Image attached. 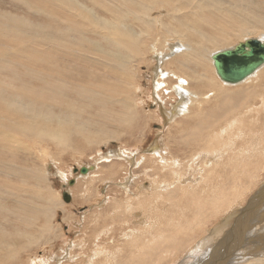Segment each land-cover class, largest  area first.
<instances>
[{"label":"bare ground","instance_id":"6f19581e","mask_svg":"<svg viewBox=\"0 0 264 264\" xmlns=\"http://www.w3.org/2000/svg\"><path fill=\"white\" fill-rule=\"evenodd\" d=\"M15 1L24 5L38 17L44 18L43 21H47L48 26L43 28L44 26L35 25L25 17H17L11 12L0 9V77L3 78L0 79V172L4 171L3 174L18 179L23 178V174H28L26 179L31 178V181L36 184L45 183L49 181L51 169H45L44 163L55 160L47 145L52 144L57 147V150L69 146V151L80 153L84 142L86 144L99 143L109 137H118L119 131L117 130L122 126L121 124L136 118L135 107L144 109L146 100H150L148 90L144 92L145 101L137 96L142 89L140 83L136 84V77L143 75L149 68L150 77L153 72L157 71L159 74L154 84L157 87L160 86V96L157 100L163 105L164 101L169 102L170 100L177 104L172 105L173 110L165 109L164 112L160 110L161 114L155 109L152 111L145 109L143 113L146 112L148 118L153 116L156 121L169 116L171 124L169 123L170 126L165 130L170 131L175 128V134H170L169 138L171 141L173 139V149L178 151L182 157L175 156L174 152L173 155L171 146L168 147L166 142L165 149L162 146L156 148L152 144L155 147L149 153L135 157L132 165H135L138 170L142 163L146 165L147 160L153 162L155 159L160 165L153 167L151 171L163 175L161 173L163 169H166L163 171L168 173L185 164L188 168L186 173L188 174L189 171L188 175L191 180L184 182L187 178H182L181 181V176L176 178L175 172L173 177L171 175L172 181L159 182L157 178L160 184L155 185L152 177V184L149 183L151 185L147 186L146 192L140 191L138 196H134L137 197L136 204H139L137 202H140V197L144 198L145 195L149 202L164 198L166 200L164 202L172 207L168 208L170 217L169 219L167 217L168 221L164 219L167 221L164 223L150 214L153 218L151 220L150 217H146L150 209L146 216L144 213L147 210L144 209L143 215L147 219L136 216L139 222L138 228L131 226L135 223L131 218L135 198L128 194L135 181L132 180L129 184L128 179L123 189L116 188L117 191L128 195L125 198L118 199L110 196L111 199H109L106 192L101 194L94 206L99 208L105 204V208L100 211L95 209L88 213L92 216V213L96 212L93 219L95 221L85 218L86 213L81 217L82 220L80 215L78 216V221L82 225H80L82 231L78 232L85 234L88 231L87 234H97L94 237V250L89 253L91 257L84 262L86 256L84 239L86 238L79 239V242H75V239L72 241L73 238H67V240L62 233L64 230L61 231L59 225L53 222L55 216L53 212L58 207V202L53 201L52 204L47 198L35 195L33 196L35 199L29 201V204L26 202L27 206L26 204L21 205L23 198L18 195L21 190L20 184L14 185L2 182L8 179H0V264H52L47 262L48 258L44 256H32L33 259L30 256L35 254L32 249L39 248L43 244L51 247L58 236L64 237V239L62 237L64 244L61 249L62 253L50 254L49 258L50 261L55 260L56 264H93V261L96 262L94 264H98V257L100 260L109 261L113 258V263L115 261L117 263V256L120 255L117 251L122 252L119 248L121 239V242L124 240L122 247L132 252H139H135L136 255L132 254L129 264H211L215 257L220 258V255L228 253L229 250L222 252L226 243L239 233H248L250 237H253V241L249 240L248 246L243 249L233 252L230 250L226 257L217 264H264V234L260 236L264 233V125L261 121L264 119V63L244 80L237 83H226L217 75L212 60L213 53L232 48L247 39L255 38L264 41V31L257 30V28L264 30V16L258 13L261 12V3L264 0H259L261 3L257 5H254L251 0H246L247 3L245 0ZM130 26L136 27L134 29ZM143 64L146 65V71L141 72L139 66ZM15 65L18 68L20 66L24 71H17L14 68ZM13 78L18 79L20 83L23 82L24 87L27 84L31 86L33 81L39 82L41 86L37 88L38 86L33 87L32 84V89H27L30 87L24 90L20 87L17 90L13 89L14 91L10 89L13 97L18 98L12 99L11 94H5V96L3 94L9 88V83L5 79L11 83ZM117 80H119L118 83ZM14 85L12 87L16 86ZM21 86L23 87V84ZM8 95H11V99H5ZM111 99L123 106H120L124 108L123 113H119L121 110L114 112L112 106H109ZM71 100H85L87 106L84 107L88 110L93 105L97 106V110H90V113L87 111V116L85 115L87 119H93L94 124L85 119L81 121L83 112L71 115L75 112V105ZM35 102L46 105L45 108L49 107L47 108L49 111L46 109V112L37 111L39 108L35 109ZM161 105V103L158 104V106ZM179 108L181 109L178 111ZM175 114L176 118L173 117ZM231 115L235 116L230 118ZM98 116L107 120L111 117L112 121H109L116 127V130L113 129L111 132L109 130L112 129L106 130L105 126L99 125L96 122ZM225 118H229L230 121L223 124L222 121ZM259 119L262 127L259 126ZM95 124L99 125H97L99 129H96ZM234 126L237 129L236 135L233 134V140L229 137L225 141L221 136H224V133L227 135V128L232 129ZM157 128L161 131V127L157 126ZM20 139L26 142V147L22 146ZM137 142L139 144L140 141ZM242 146L246 153L241 148ZM114 149L107 153L98 152L91 164L82 166L80 164L71 180L75 182L74 177H83L80 179H85V181L90 180V175L99 170L101 176L103 174L106 176L105 174H108L109 170L112 171L114 167L116 169L117 166H128L127 159L132 161L131 159L135 156L133 154L136 148L132 150L119 148L116 154H114ZM17 150L28 152H23L26 156H18L15 152ZM33 150L41 158L39 159L43 165L42 168L40 166L41 169L27 159L31 157ZM187 153L190 155L187 156ZM111 157H117L118 160H110ZM121 157L123 159L125 157L127 162H124L125 160ZM22 158H25V162L31 165L29 166L32 168L30 173L22 170L25 165L22 164L24 161ZM35 159L38 160L36 156ZM57 162L56 160V165ZM99 164H107L106 169L101 168V171ZM81 167H85L87 171L81 173ZM58 170L55 173L62 175V170L61 172ZM124 171L126 172V167ZM117 173L118 170L115 174ZM120 173L123 174V172ZM101 179L103 181V178ZM198 180L200 183L197 182ZM192 181H194L193 185ZM203 184L206 190L216 186L218 192L210 198L209 192L206 193L207 198L200 197V194L204 195V192H201L203 188L199 192L198 186L201 187ZM62 186L63 191H67L73 201L75 195L73 190H70L69 179ZM143 188L146 187H140L141 190ZM24 189L27 190V188ZM83 189L84 193L80 192L83 197L79 194V199H76L78 203L82 199L85 200L86 196H92L94 188L89 186L87 189L83 186L80 191ZM50 191H52L51 187ZM179 191L183 197L184 195L189 197L191 204L187 206L190 208L185 206L186 208L182 209V207L173 205L179 201V198L176 196L173 200L171 194H178ZM164 192L167 194L165 195ZM148 201L145 203L148 204ZM102 202L103 206L98 207L97 203ZM246 202H248L247 205ZM160 204L161 207L165 205V203ZM154 205H151L152 209L157 208ZM64 206L62 207L65 209ZM112 206L116 212L110 215L109 211L105 210ZM155 214L156 212L153 213ZM160 214L162 213L157 215ZM37 217L44 219L40 220L42 224L30 228L33 232L28 234L25 232L28 228L24 225L32 226V222ZM108 219H110V224L106 222ZM64 223L67 224V222ZM107 224L113 227L109 228L108 241L112 242L110 248L113 247L115 252L111 253L109 250L110 254L107 252L109 243L106 246L107 249L105 244L97 243L101 233L97 229L101 226L103 233L102 228H108ZM228 225H230L228 228H233L227 233L225 231ZM91 226H93L92 229ZM146 227H149V230L143 231L150 232L148 239L144 234L136 235L142 231L141 228ZM220 234L222 237H219ZM87 236L89 239V235ZM209 244L213 245L208 246ZM76 247H79L81 251L78 250L75 253ZM130 254L128 253L127 256ZM125 261L127 259L121 258L119 264Z\"/></svg>","mask_w":264,"mask_h":264},{"label":"rangeland","instance_id":"374dc122","mask_svg":"<svg viewBox=\"0 0 264 264\" xmlns=\"http://www.w3.org/2000/svg\"><path fill=\"white\" fill-rule=\"evenodd\" d=\"M249 1V0H248ZM251 1H253V4L255 5H257L258 3H261L259 0H251ZM245 2L247 3V1L245 0ZM262 4V9H261V12L259 11L258 13L260 14V15H262V16H264V10H263V8H264V2H262L261 3ZM252 8H253V5H252ZM0 9H2L3 11H7V12H11L12 14H14V15H16L17 17H25V19H27L28 21H30V22H32L33 24H35V25H38V26H41V27H43V28H46L47 26H48V23H47V21H43L44 20V18H41V17H38L35 13H33L32 11H30V10H28V9H26L25 7H24V5H22V4H20L19 2H17V1H15V0H0ZM260 10V9H259ZM31 12V13H30ZM20 15V16H19ZM37 18H36V17ZM32 19V20H31ZM33 19H34V21H33ZM36 19V20H35ZM37 21H38V23H37ZM43 21V22H42ZM46 22V23H45ZM43 23V24H42ZM129 23H131V22H129ZM44 24H46V25H44ZM131 28H134L135 29V27H132V26H130ZM257 30L258 31H264V30H261V29H258L257 28ZM251 36V35H250ZM256 37V36H255ZM151 65H152V63H151ZM14 68H16L17 69V71H24L23 69H21V67L19 66V68H18V66H16L15 65V67ZM139 70L141 71V72H144V71H146V65H141V66H139ZM150 69L148 68V70L146 71V72H144L143 73V75L142 74H140L139 76H137L136 78H137V80H136V84H138V83H140V85H141V93L139 94V93H137V96L138 97H141V98H143V101H145V98H146V96H144V92H146V90H148L149 91V97H150V100H146V105H145V107H144V109H138V108H136L135 107V111H136V118L135 119H131V120H129V121H127L126 123H123V124H121L122 126L121 127H119V129L117 130V131H119V136L118 137H113V138H111V137H109V139L107 138L106 140H102L101 142H99V143H91V144H86L85 142L82 144V149H81V152L79 153V152H71V151H69L68 149H69V146H67V148H61V149H59V150H57V147L56 146H54V145H47V148L49 149V151L51 152V154L53 155V157H54V161H53V159H52V161H47V162H45L44 163V167H45V169H47V170H50L51 169V173H50V175H49V181H45V183L43 182V183H37L36 184V182H34V181H31V178H27L26 179V175L28 176V174H23L24 176H23V178L25 179H23V178H16V177H10V175L9 176H7L6 174H3L4 173V171H3V173L2 172H0V179H8L7 181L6 180H4V181H2V182H9L10 184H17V183H19L20 185H19V187L21 188V190H19V192H18V195L20 196V197H22L23 198V202H22V204L21 205H25L26 204V206L29 204V201H32V200H34L35 198L33 197V196H35V195H37L38 197H40V196H43V198H47V200H49L50 201V203H54V202H58V207H56L55 209H54V217H53V222L55 223V224H58L59 225V227H60V229H61V231H63L62 233L64 234L63 236H65L66 237V239L67 238H73L72 239V241L75 239L76 241L75 242H79L80 240L79 239H83V237L84 238H86V239H84L85 241H84V245H86L84 248H85V251H86V256L84 257V262H86V261H88L87 260V258H90L91 256H90V254L89 253H91V251L92 250H94L93 248H94V243H95V236L97 235H92L91 233L89 234H87V232L88 231H86L85 232V234L83 233H80L82 230L80 229V227L82 226L81 225V223H80V221H78V216L80 217V219L82 220V216H83V214L85 215V213H86V217L85 218H88L89 220H93L94 219V214H96V212H94V213H92V216H89L88 215V213H90V211H94L95 209L96 210H98V211H100V209H104L105 208V204L102 202L101 204H98L97 203V206L99 207V206H103L102 204H104V206L103 207H99V208H96L94 205V203L100 198V195L101 194H104L105 192H106V195L108 196V198L111 196V197H113V196H115V197H117L118 199H121V198H125V197H127L128 195H126V193H125V195H124V192H122V191H117V189L116 188H120L121 187V189H123L124 187H123V185H124V183H125V181L126 180H128L129 179V181H128V183L130 184V181L132 182V180L133 181H135L134 183H133V185H131V192H128V194H129V196H131V197H133V198H135V200H133V209L131 210V214H132V216H131V218H132V220L133 221H135V223H134V225L132 224L131 226H134V227H139V222L137 221L138 220V218L139 217H144L145 219L144 220H146L147 218H149L150 217V214L152 215V216H154L153 218H159L161 221H163L164 223L165 222H167L168 221V219H169V217H170V212H168L169 211V207H171L170 206V204H168V203H166V202H164V201H166L164 198H159L156 202L154 201H152V202H149L148 201V199H147V196L145 195V197L144 198H141L140 197V202H141V205H140V202H137V203H139V204H136V199H137V197H134V196H138L139 195V193H140V191L142 192H146V190H147V186H149V185H151L152 183H151V181H152V177H153V183L155 184V185H159L160 183L159 182H162V181H164V180H167L168 182L169 181H172L173 180V174L175 173V176H176V178H179V176H181L180 177V180L182 181V178L184 179V178H187V180H184V182L185 181H190L191 180V177H190V175H188L189 174V171H188V174L186 173L187 172V170H188V168H186L185 167V164H183V165H181L182 166V168H181V166L180 167H178V168H174V170L172 169V172H171V170L168 172V173H166V172H164L163 170H165L166 171V169H163L162 171H161V173H163V175H160V173L158 172V173H152V171H151V169L153 168V167H155L156 168V166L158 165H160V163H159V161L158 160H155V159H153V162L151 161V160H147L145 163H146V165L145 164H143L144 165V167L146 168V170H145V168L143 169V166H142V164H141V166H140V168L138 169V170H136V167H135V165H132L133 163H134V160H135V157H138L139 155H144V154H147V153H149L155 146H156V148H158V147H161L162 146V148L163 149H165L166 147H164L165 145V142L168 144V147H170V149H171V151H172V153L174 152L175 153V156H181V155H179L180 153H178V151L176 152L175 151V149H173V144H174V142H173V139H172V141H171V139L169 138L170 137V134H175V128L173 129H171L170 131H168V130H165L168 126H170V124H169V122H171V120L169 121V116L168 117H166L165 119L162 117V120H160L161 121V123H160V121H159V124H157L158 123V121H156V119L155 118H153V116H150L149 118L147 117V113L146 112H144L143 113V111H146L145 109H148V110H150V111H152V110H158L159 112H160V110L162 111V112H164L165 111V109H167V110H173L172 109V105L173 106H175L176 104H177V102H173V100H170L169 102H167V101H164V105H163V103L162 102H160V101H158L157 99H159V97L158 96H160L159 95V90H160V86L159 87H157V86H155L154 84H155V81L157 82V78L159 77V74H158V72L156 71V72H153L152 73V75H151V77H150V73H151V71H149ZM149 71V72H148ZM42 73V72H41ZM3 75V74H2ZM43 75H45V74H43ZM63 77H65L66 79L68 78V80L70 79L69 77H67V76H65V75H62ZM0 79H3L2 77H0ZM16 78H13V81H11V83H12V85H11V83L7 80V79H5L8 83H9V92H8V89L4 92V96H5V94H11V93H13V92H11L10 91V89H14V90H17L19 87L22 89V90H24V88H27V87H30V88H27V89H32L33 87H37V88H39L40 86H41V84L39 83V82H36V81H33L32 83H31V86H30V84H27V85H25V87H24V83L22 82V83H20V82H18L19 80L18 79H16ZM118 79V78H117ZM44 80V79H43ZM119 82V80H117V83ZM138 82V83H137ZM14 83H15V85H14ZM19 83V84H18ZM21 84H23V87L21 86ZM32 84L34 85L33 87H32ZM38 84V85H37ZM15 86V87H12V86ZM40 85V86H39ZM13 90V91H14ZM143 91V92H142ZM153 91H154V93H153ZM12 95V94H11ZM11 95H8V98L7 97H5V99H11ZM7 96V95H6ZM143 96V97H142ZM62 97V96H61ZM158 97V98H157ZM12 99H18V98H14L13 97V95H12ZM112 101H108L109 102V106H112L111 108L114 110V112H119L120 110V112L119 113H123V111H124V108H122L123 106L120 104V103H117L115 100H113V99H111ZM71 101H73L74 102V105H75V112H73V114H71V112H70V114L71 115H74L75 113H77V112H83L81 115V121H84V119L85 120H87V121H89V122H92L93 123V119H87V111L90 113V110H97V106L96 105H93L91 108H90V110H88V108H86V107H84V106H87V104L85 103V100H81V101H76V100H71ZM76 101V102H75ZM115 101V102H114ZM79 102V103H78ZM159 103H161L162 105L161 106H158V104ZM169 103V104H168ZM39 103H37V102H35V109L37 110V108H39V110H37V111H44V112H46V110L47 111H49L48 109H49V107H47V108H45L46 107V105H38ZM76 104H77V106H76ZM84 104V105H83ZM38 105V106H37ZM78 105H80V106H78ZM143 105V104H142ZM117 106H119V107H117ZM120 106H122V107H120ZM79 107H80V109H79ZM84 107V108H83ZM96 107V108H95ZM160 109H159V108ZM41 108V109H40ZM78 108V109H77ZM98 108H100V107H98ZM46 109V110H45ZM181 108H179L178 109V111L180 110ZM82 110H84V111H86V112H84V111H82ZM54 111V110H53ZM177 111V112H178ZM263 112H264V110H263ZM56 113V112H55ZM86 113V114H85ZM160 114H161V112H160ZM177 114V113H176ZM176 114L173 116V117H175L176 118ZM86 115V116H85ZM146 115V116H145ZM162 116V115H161ZM235 115H231L230 116V118H232V117H234ZM114 117V116H113ZM110 119L109 120H111L112 118L111 117H109ZM157 118H159V116L157 115ZM168 118V119H167ZM172 119V118H171ZM227 119V120H226ZM101 121V120H105L103 123L102 122H99V121ZM109 120H107V119H102L100 116H98V118H97V120H96V122L100 125V124H102V126H105L104 128L106 129V130H109V129H112V130H109V131H111V132H113V129L114 130H116V127H114V125H112V122H110ZM132 120H134V121H132ZM226 120V121H225ZM112 121V120H111ZM168 121V122H167ZM230 121V119L229 118H225L224 119V121H222L223 122V124H224V122L225 123H228ZM259 121H260V119H259ZM262 121V125H264V119L263 120H261ZM261 121L259 122V126L260 127H262L261 126ZM95 122V123H96ZM105 123H107V124H105ZM156 123V124H155ZM94 124V123H93ZM98 124H95V126H97ZM98 125V126H99ZM112 125V126H111ZM163 125H167L166 127L165 126H163ZM226 125V124H225ZM98 126H97V128L96 129H99L98 128ZM110 126V127H109ZM157 126L160 128L161 127V131H160V129H158L157 128ZM109 127V128H108ZM113 127V128H112ZM234 128V129H233ZM232 129H228L227 128V131H228V133L226 132V134L228 135H225V133L223 134L224 136H221L222 138H224L225 139V141H226V139L227 138H233L232 136H233V134L234 135H236L235 134V132H236V128H235V126L233 127ZM93 130V129H92ZM158 130V131H157ZM173 130V131H172ZM230 130H231V133H230ZM164 131V132H163ZM166 131H168L169 132V134H168V132H166ZM233 132V133H232ZM139 133V134H138ZM162 137H163V140H162ZM116 138V139H115ZM119 138V139H118ZM165 138V139H164ZM142 139V140H141ZM168 139V140H167ZM21 140V139H20ZM117 140V141H116ZM140 141L139 142V144H138V142L137 141ZM228 140V139H227ZM233 140V139H232ZM171 141V142H170ZM255 141H257V139H255ZM21 142H22V146L23 147H26V142L24 141V140H21ZM25 144H24V143ZM104 142V143H103ZM115 142V143H114ZM103 143V144H102ZM107 143V144H106ZM118 143V144H117ZM151 143V145L149 146V144ZM159 145H158V144ZM171 143V144H170ZM95 144H98V145H95ZM101 144V145H100ZM155 145V146H153V145ZM93 145H95V146H93ZM170 145V146H169ZM85 146V147H84ZM91 146V147H90ZM98 146V147H97ZM107 146V147H106ZM108 146H109V148H108ZM112 146H113V148H112ZM120 146V147H119ZM158 146V147H157ZM51 147H52V149H51ZM86 147H88V148H86ZM126 148V149H129V150H132V149H135V153L133 154V155H135L134 156V158L133 159H131L132 161H129L130 159H127V161L129 162V164H128V166L127 165H122V166H117L116 167V169H115V167H114V169L111 171V170H109V172H108V174L106 173L105 175L106 176H101V172H99L100 173V175H98L99 173L98 172H94V174L92 173L91 175H90V180L92 181H90V180H88L87 179V181H85V179H80V178H83V177H79V178H77V177H74L75 178V182L72 184V185H70L69 187H70V190H73L72 192H74V195L75 196H73V201L70 199V201L69 202H65L64 200H63V198H62V193H63V190H64V188H63V186L62 185H64V183H66L67 182V179H69V181L71 180V177L72 176H74L73 175V173H75L76 171H74V168L76 169L77 167H79L80 166V164H81V166L82 165H86V164H91V163H93V160L95 159V157H96V155H97V153L98 152H105V153H107V152H109V151H113V149H114V154H116L117 152V150L119 149V148H121V149H123V148ZM76 150H80L79 148H77V147H74ZM86 148V149H85ZM98 148H100V149H98ZM242 149H243V151H244V153H246L245 152V150H244V146H242L241 147ZM31 149V148H30ZM67 149V150H66ZM84 149V150H83ZM94 149V150H93ZM149 149V150H148ZM75 150V151H76ZM98 150V151H97ZM102 150V151H101ZM105 150V151H104ZM23 151V150H22ZM34 151V150H33ZM16 152V154H18V156H26L23 152H28V151H23V152H20L19 150H17V151H15ZM59 152L61 153V154H59ZM34 153H35V151L33 152V154L31 155V157L30 158H27V159H29V161L31 162L32 161V164L34 163V164H36L35 166L36 167H39L40 168V166H41V168L43 167V165H41V161L39 160V159H41L40 158V156L38 157V155H37V153H35V155H34ZM84 153V154H83ZM96 153V154H95ZM139 153V154H138ZM174 153H173V155H174ZM177 153V154H176ZM191 153V152H190ZM190 153L188 154L187 153V156H189L190 155ZM78 154H79V156H78ZM72 155V156H71ZM35 156H36V158H38V160H36L35 159ZM71 156V157H70ZM59 157V158H58ZM182 157V156H181ZM45 159H46V157H44ZM43 158V160H45ZM122 158V157H121ZM131 158V157H130ZM118 160L117 159V157L116 158H113V157H111V159L110 160ZM123 159V158H122ZM24 160V161H23ZM56 160L58 161L57 162V165H56ZM123 160H125L124 162H127L126 161V158L124 157V159ZM22 164L24 165L23 166V168H22V170L24 171V172H26V173H30V171L32 170V168H30L29 166H31L30 164H29V162H25L26 160H25V158H22ZM35 161V162H34ZM38 161H40V163L38 162ZM219 161V160H218ZM225 161V160H224ZM224 161L222 162V163H224ZM52 162V163H51ZM60 162V163H59ZM62 162V163H61ZM102 162H104V161H102ZM150 164V166H149V164ZM155 162H157V163H155ZM61 165H59V164ZM66 163V164H65ZM154 163V164H153ZM226 163V162H225ZM29 164V165H28ZM49 166H48V165ZM152 165V166H151ZM221 165H223V164H221ZM57 166V167H56ZM106 166H107V164H99L98 165V167L101 169H106ZM123 166H125L126 167V172L124 171V168L125 167H123ZM54 167V168H53ZM120 168V170H119V168ZM127 167H129V168H127ZM148 167V168H147ZM38 168V169H39ZM40 168V169H41ZM123 168V169H122ZM219 168H221V166L219 167ZM218 168V169H219ZM60 170V172H61V170H62V175L61 174H56L55 172H56V170ZM102 169H101V171H102ZM122 169V170H121ZM142 169V170H141ZM147 169H149V170H147ZM26 170V171H25ZM58 170V171H59ZM116 170H118V173L117 174H115L116 173ZM127 170H129L128 172H127ZM28 171V172H27ZM53 171V172H52ZM141 171V172H140ZM160 171V170H159ZM115 174H113V173ZM120 172H123V174H121ZM135 172V173H134ZM97 173V174H96ZM112 173V174H111ZM128 173V174H127ZM139 173V174H138ZM144 173V174H143ZM183 173V174H182ZM188 175H186V174ZM87 174V173H86ZM121 174V175H120ZM136 174V175H135ZM170 174V175H169ZM84 175V174H83ZM94 175H95V177H94ZM110 175H112V176H110ZM114 175V176H113ZM117 175V176H116ZM130 177H129V176ZM147 175V176H146ZM155 175V176H154ZM165 175V176H164ZM171 175H172V177H171ZM182 175H186V176H182ZM8 178H7V177ZM96 176H98V177H96ZM136 176V177H135ZM148 176H151V177H148ZM175 176H174V178H175ZM10 177V178H9ZM94 177V178H93ZM112 177V178H111ZM145 177V179H143ZM101 178H103V181H102V179ZM104 178H106V179H104ZM157 178L160 180H157ZM172 180H171V179ZM10 179V180H9ZM78 181H77V180ZM94 179V180H93ZM108 179H109V181H108ZM111 179V180H110ZM150 179V180H149ZM156 179V180H155ZM199 179V178H198ZM114 182H113V181ZM30 181V182H29ZM90 181V182H89ZM98 183H97V182ZM103 182V185H102V182ZM122 181V182H121ZM141 181V182H140ZM159 181V182H158ZM28 182V183H27ZM47 182H48V185H46L47 184ZM51 182V183H50ZM95 182V183H94ZM112 182V183H111ZM197 182H199V180L197 181ZM196 182V183H197ZM115 183V184H114ZM117 183H119L118 185H116ZM149 183H151V184H149ZM158 183V184H157ZM187 183V182H186ZM193 183H194V181H192V185H193ZM200 183V182H199ZM38 184H40V185H38ZM45 184V185H44ZM50 184H51V186H50ZM78 184H80L81 186H79ZM97 185V186H95V185ZM44 185V186H43ZM77 185V186H76ZM91 187V188H94L93 189V191H92V196H86L85 198V200L84 199H82V200H84V201H79L80 203H78L77 202V200L79 199L78 197L81 195V194H83L84 192V189L82 190V191H80V189H82V187L83 186H85L87 189H88V187L89 186ZM122 185V186H121ZM13 186V185H12ZM135 186V187H134ZM141 186H144V187H146V188H143V190H141L140 189V187ZM49 187V188H48ZM50 187H51V189H52V191H50ZM74 187V188H73ZM79 187H81V188H78ZM108 187H110V188H108ZM137 187V188H136ZM139 187V188H138ZM24 188H27V190L26 189H24ZM30 188V189H29ZM115 188V189H114ZM125 188H126V186H125ZM135 190H134V189ZM201 188H203V190L201 191ZM29 189V190H28ZM34 189V190H33ZM53 189H54V191H56L55 192V194L53 193L54 191H53ZM78 189V190H77ZM107 189V190H106ZM109 189H111V190H109ZM200 189V190H199ZM217 189V187L215 186V187H213V188H211L210 190H206V187L204 188V184L203 185H201V187H199L198 186V191L200 192H204L203 194L204 195H202V194H200L201 196L200 197H202V196H204V197H206L207 198V196L210 194V196H209V198L210 197H212L213 195H214V193H216V192H218V189H217V191H213V190H216ZM30 190H33V191H30ZM77 190V191H76ZM139 191L138 193H136L137 191ZM29 191V192H28ZM80 192H81V194H80ZM116 192V193H115ZM199 192H198V194H199ZM209 192V193H208ZM24 193V194H23ZM135 195H134V194ZM165 193V195L167 194L166 192H164ZM163 193V194H164ZM206 193H208V195L206 194ZM30 194V195H29ZM34 194V195H33ZM76 194H78V195H76ZM80 194V195H79ZM122 194V195H121ZM138 194V195H137ZM175 194V195H174ZM173 195L171 194V199H173L174 200V198L177 196V198H179L178 200L180 201H177V203L176 204H174L173 203V205L174 206H179V207H182V209H185L186 207H188V208H190L189 206H187V205H189V204H191V201L189 200V197L188 196H185L184 195V197H183V195L181 194V192L179 191L178 192V194L177 193H174ZM164 195V196H165ZM26 196V197H25ZM32 196V197H31ZM54 196V197H53ZM57 196V197H56ZM31 197V198H30ZM80 197H83L82 195L80 196ZM111 197L109 198V199H111ZM184 199H183V198ZM186 197H188V198H186ZM58 198H59V200H58ZM26 199V200H25ZM77 199V200H76ZM88 199V200H87ZM164 199V200H163ZM186 199H187V201H186ZM95 200V201H94ZM143 202H142V201ZM52 201V202H51ZM54 201V202H53ZM88 201V202H87ZM145 201L147 202H149L148 204L147 203H145ZM184 201V202H183ZM25 202V203H24ZM28 204H27V203ZM40 202V201H39ZM107 201L105 200V203H106ZM187 202V203H186ZM5 203H7V200H5ZM19 203V202H18ZM18 203H17V205H18ZM24 203V204H23ZM74 203V204H73ZM82 203V204H81ZM86 203V204H85ZM88 203H89V205H88ZM92 203V204H91ZM143 203H145V205L143 204ZM154 203H155V205H154ZM160 203H162V204H164L165 203V205H163L162 207H161V204ZM184 203V204H183ZM247 203L248 202H246V205H247ZM14 204V203H13ZM40 204H41V202H40ZM61 204V205H60ZM70 204H72V205H70ZM81 204V205H80ZM144 206H143V205ZM147 204V205H146ZM167 204V205H166ZM65 205V206H64ZM134 205H136V206H134ZM154 205V206H157V208L156 207H153V209L151 208L152 206ZM181 205H183V206H181ZM62 206H64L65 207V209L62 207ZM94 208H93V207ZM158 206H160L161 207V209L160 210H158L159 208H158ZM186 206V207H185ZM18 207H19V205H18ZM60 207V208H59ZM62 207V208H61ZM68 207V208H67ZM88 207V208H87ZM107 207V206H106ZM141 207V208H140ZM144 207V208H143ZM147 207V208H146ZM167 207V208H166ZM57 208H58V210H57ZM112 208H113V206H112ZM112 208H107L105 211H109V213H110V215H111V213L112 212H116V210L114 211ZM166 208V209H165ZM172 208V207H171ZM64 209V210H63ZM71 209V210H70ZM82 209V210H81ZM91 209V210H90ZM109 209V210H108ZM147 210L146 212H145V210ZM149 209H150V212L148 213V211H149ZM156 209V210H155ZM194 209H195V205H194ZM68 210V211H67ZM134 210V211H133ZM190 210V209H189ZM63 211H67L66 213H64ZM70 211V212H69ZM143 211V212H142ZM154 211V212H153ZM157 211H159V212H157ZM161 211V212H160ZM164 211H166V212H164ZM73 212V213H72ZM145 212V213H144ZM156 212V214L155 215H153V213H155ZM105 213V212H104ZM108 213V214H109ZM143 213L145 214V216H146V214L148 213L149 215H147L146 217L143 215ZM158 213H162V214H160V215H157ZM163 213H165L164 215H163ZM66 214H67V216H66ZM72 216H71V215ZM64 215V216H63ZM69 215H70V217H69ZM87 215L89 216V217H87ZM140 215V216H139ZM157 215V216H156ZM161 215H163V216H161ZM8 216H13V215H8ZM67 218H66V217ZM74 216H76V218L74 217ZM128 216H130L129 214H128ZM138 218H137V217ZM152 216L149 218V219H151L152 218ZM165 216V217H164ZM4 217V216H3ZM2 217V218H3ZM108 217H110V216H108ZM163 217V218H162ZM167 217H168V219H167ZM9 218V217H8ZM73 218V219H72ZM152 218V219H153ZM10 219V218H9ZM56 219V220H55ZM87 219V220H88ZM151 219V220H152ZM167 219V221H165V220ZM234 219V218H233ZM40 220H44L42 217H37L36 218V220H34L33 222H32V226H30L29 227V225L28 224H26V225H24V226H26V228H28V229H25L26 231L25 232H27L28 234L30 233H32L33 232V230L32 229H30V228H35L37 225H41L42 224V221H40ZM62 220H65L64 222H67V224L66 223H64ZM68 220V221H67ZM109 220L110 219H108L106 222H108L109 223ZM70 221V222H69ZM78 221V222H77ZM86 221V220H85ZM93 221H95V220H93ZM92 221V222H93ZM88 222V221H87ZM111 223V222H110ZM109 223V224H110ZM69 224H70V226H69ZM81 225V226H80ZM68 226V227H67ZM230 225H228L227 226V228L229 227ZM92 227L93 226H91V229H92ZM107 227L108 228H102V230H104L103 231V233H102V231H101V226L97 229V231L99 232H101L100 233V235L98 236L99 237V240L97 241V243L98 244H100V245H104L105 244V247L107 246V244H108V249H107V247H106V249L108 250H106L105 248V250L110 254V252L112 253V251H113V253L115 252L114 251V249H113V247L112 248H110L111 246V243L112 242H110V241H108V239H109V232H110V230H109V228H113L111 225L109 226L108 224H107ZM125 227H126V225H125ZM130 227V226H129ZM149 228V227H148ZM147 227L146 228H141V230H139V231H141L140 233H137L136 235L138 236L139 234H144L145 235V237H146V239H148V233H150V232H146V231H143V230H149ZM233 227H230V228H228L225 232H229V230L230 229H232ZM69 229V230H68ZM77 229H80V230H77ZM108 229V230H107ZM77 230V231H76ZM78 231H80V232H78ZM109 231V232H108ZM72 233V234H71ZM104 234V235H103ZM107 234V235H106ZM147 234V235H146ZM240 234V233H239ZM264 233H261L260 234V236H262ZM80 235V236H79ZM85 235V236H84ZM87 235H89V239H87ZM90 235H92V236H90ZM103 235V236H102ZM136 235H135V237H136ZM63 236H58V238L54 241V243L52 244V246L50 247V246H46V244H43V245H41V246H39V248H34V249H32V251L35 253L34 255H32L31 253H29V254H31V256H30V258L31 259H33V257L32 256H36V257H42V256H44V257H46V258H48L47 259V262L49 261V263L51 262L52 264H56V261L55 260H52V261H50L51 259H49L50 258V256L51 255H53V254H60V253H62V251H61V249H62V246H64V244H63V240H62V237ZM105 236H106V238H105ZM61 237V238H60ZM80 237V238H79ZM219 237H222V234H220V236ZM236 238L238 239L239 237H237V235H236ZM63 239H64V237H63ZM92 241H91V240ZM62 240V241H61ZM68 240V239H67ZM87 240V241H86ZM88 240H89V242H88ZM102 240H104V241H102ZM138 240H141L142 241V239H138ZM121 241H122V239H121ZM120 241V249L122 250V252L121 251H117L120 255H118L117 256V260H118V262L116 263V261L113 263V258H110L111 259V261H109V260H106L107 261V263H110V264H119V260L122 258L123 260L125 259H127V261H125V262H123V264H129L130 263V260H132V258L130 259V257H132L134 254L136 255V253L138 252V251H135V252H132L130 249H128L127 250V248L126 247H122L123 246V242H124V240H123V242H121ZM61 242V243H60ZM88 242V243H87ZM93 244H92V243ZM121 244H122V246H121ZM92 247H91V246ZM210 245H213V244H209L208 246H210ZM70 246V245H69ZM50 247V248H49ZM123 248V249H122ZM124 248H125V250H124ZM49 249V250H48ZM67 249V248H66ZM104 249H102V250H104ZM77 250V251H76ZM78 250H79V252L81 251L80 249H79V247H76L75 249H74V252L75 253H77L78 252ZM109 250H110V252H109ZM129 251V252H128ZM59 252V253H58ZM116 252V253H117ZM127 252V253H126ZM130 252H131V254H130ZM128 253L131 255H129V256H127L128 255ZM134 253V254H133ZM139 253V252H138ZM51 254V255H50ZM65 254V253H64ZM64 254H61L62 256H64ZM89 254V255H88ZM133 254V255H132ZM88 256V257H87ZM126 256V257H125ZM100 257H98V264H103L104 262H105V260L104 259H99ZM86 259V260H85ZM250 259H252V258H250ZM101 262H103V263H101ZM246 262V261H245ZM94 263H96L95 261H93V264ZM106 263V262H105ZM104 263V264H105ZM106 263V264H107ZM241 264H243V263H241Z\"/></svg>","mask_w":264,"mask_h":264},{"label":"water","instance_id":"95a60500","mask_svg":"<svg viewBox=\"0 0 264 264\" xmlns=\"http://www.w3.org/2000/svg\"><path fill=\"white\" fill-rule=\"evenodd\" d=\"M212 60L215 71L222 81L226 83L240 82L264 63V41L262 42L255 38L247 39L243 42H239L232 48L213 53ZM74 171H76V169H74ZM86 171L87 169L85 167L80 168L81 173H85ZM73 183L74 181H69V185ZM62 198L64 201L69 202L70 194L67 191H63ZM237 237L239 238L236 239V237H231L222 252H227L229 250V253L230 250L233 252L243 249L248 246L249 240L253 241V237H250L248 233L237 234ZM226 255H220V258L215 257L211 264H217L220 260L224 259Z\"/></svg>","mask_w":264,"mask_h":264},{"label":"crops","instance_id":"0c3cea01","mask_svg":"<svg viewBox=\"0 0 264 264\" xmlns=\"http://www.w3.org/2000/svg\"><path fill=\"white\" fill-rule=\"evenodd\" d=\"M170 123V122H169Z\"/></svg>","mask_w":264,"mask_h":264}]
</instances>
